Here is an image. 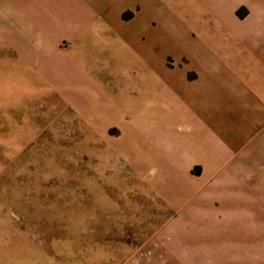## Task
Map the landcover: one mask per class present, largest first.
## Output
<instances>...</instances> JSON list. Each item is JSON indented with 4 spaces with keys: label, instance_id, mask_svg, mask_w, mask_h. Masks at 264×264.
<instances>
[{
    "label": "rangeland",
    "instance_id": "rangeland-1",
    "mask_svg": "<svg viewBox=\"0 0 264 264\" xmlns=\"http://www.w3.org/2000/svg\"><path fill=\"white\" fill-rule=\"evenodd\" d=\"M149 1L139 19L143 24L159 15L169 27L180 20V14L160 13ZM137 8L121 12V19L133 17ZM250 13L245 2L236 9L239 19ZM150 29H144L149 40H157ZM166 30L165 43L148 47L163 51L162 58L152 56L153 65L162 60L172 68L182 51L170 40L174 30ZM177 32L188 43L195 36L191 30V38H184L185 30ZM53 46L65 53L73 44L59 35ZM28 47L33 49L0 36V264H264V129L255 134L246 126L256 138L249 155L230 161L238 168L236 181L254 192L248 200L243 191L220 183L211 192L206 180L198 189L158 188L156 169L128 140L126 121L106 123L91 105L68 98L31 66L41 62L24 59ZM55 57V64L63 63ZM104 79L119 91L126 77ZM133 100L142 102L140 95ZM243 112L248 124L264 117L255 108ZM201 174V164L190 166L191 177Z\"/></svg>",
    "mask_w": 264,
    "mask_h": 264
},
{
    "label": "crops",
    "instance_id": "crops-1",
    "mask_svg": "<svg viewBox=\"0 0 264 264\" xmlns=\"http://www.w3.org/2000/svg\"><path fill=\"white\" fill-rule=\"evenodd\" d=\"M244 2L251 13L247 19H239L236 9ZM149 3L0 0V29L11 31L0 36H12L16 43L32 46L24 59L41 62L31 66L52 78L51 83L68 98L91 105L106 123L125 120L128 140L148 154L147 165L156 169L158 188L198 189L206 180L212 183L211 192L220 183L222 188L243 191L248 200L254 192L236 181L238 168L230 161L249 155L247 149L256 139L253 133L264 129L256 127L264 117L248 124L243 112L251 108L264 111V0H152L160 13L168 9L176 17L181 13L188 17L178 15L180 20L170 27L160 15L149 25L150 20L146 24L139 20L145 17ZM128 8H137L135 15L121 19L120 13ZM150 28L158 34L157 40H149L144 29ZM167 28L174 30L170 40L180 45L179 56H183V60L175 56L172 68L162 60L159 66L153 65L152 56L162 58L163 51L151 52L148 47L165 43ZM178 29L186 31L184 38H191L190 30L195 36L184 42L177 36ZM59 35L71 38L73 46L65 53L54 50ZM54 53L63 63H54ZM114 75L126 77L121 81L124 89L107 87L104 77ZM124 91L120 97L116 94ZM137 95L142 102H134ZM121 108L124 112L118 113ZM246 126H252L254 132L250 134ZM194 163L202 165L198 178L189 175ZM252 188L258 191L259 187ZM255 197L262 200L259 191ZM248 211L251 213L250 205Z\"/></svg>",
    "mask_w": 264,
    "mask_h": 264
}]
</instances>
